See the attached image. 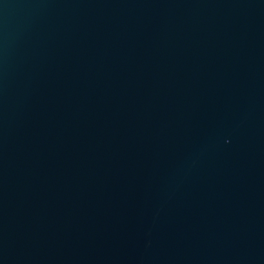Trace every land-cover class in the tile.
Instances as JSON below:
<instances>
[{"label": "water", "instance_id": "95a60500", "mask_svg": "<svg viewBox=\"0 0 264 264\" xmlns=\"http://www.w3.org/2000/svg\"><path fill=\"white\" fill-rule=\"evenodd\" d=\"M0 264H264V0H0Z\"/></svg>", "mask_w": 264, "mask_h": 264}]
</instances>
